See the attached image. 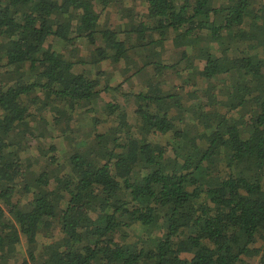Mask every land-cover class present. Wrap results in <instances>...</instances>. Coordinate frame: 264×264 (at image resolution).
Listing matches in <instances>:
<instances>
[{"label":"trees","instance_id":"1","mask_svg":"<svg viewBox=\"0 0 264 264\" xmlns=\"http://www.w3.org/2000/svg\"><path fill=\"white\" fill-rule=\"evenodd\" d=\"M37 254L264 264V0H0V264Z\"/></svg>","mask_w":264,"mask_h":264},{"label":"rangeland","instance_id":"2","mask_svg":"<svg viewBox=\"0 0 264 264\" xmlns=\"http://www.w3.org/2000/svg\"><path fill=\"white\" fill-rule=\"evenodd\" d=\"M138 9H140L141 8V6L139 7H137ZM142 9H140V11H141ZM115 13L118 15V13H117V10H115ZM115 22H118V23H120L119 21H115ZM206 41V38H204V39H202L201 41H200V43H203V42H205ZM169 44H167V46H168ZM78 48H81L80 49V52L82 53V55H84L85 54V47H83V46H81V47H79L78 46ZM79 120H78V124L77 125H79L80 124V120L82 119L81 117H79L78 118ZM73 126H74V124H73ZM67 143V142H66ZM36 145H38V143H36ZM36 145L34 144V142L33 143H31L30 144V148L28 149L29 150V153L30 152H32L33 154L34 153H36ZM67 146H70L68 143H67ZM27 244L25 243V242H23L21 245H20V247H17V252H18V254H27L26 253V250H27ZM40 255L39 254H37L36 255V260L34 261V262H32V264H41V258L39 257Z\"/></svg>","mask_w":264,"mask_h":264}]
</instances>
